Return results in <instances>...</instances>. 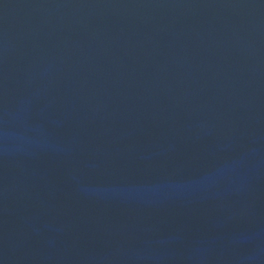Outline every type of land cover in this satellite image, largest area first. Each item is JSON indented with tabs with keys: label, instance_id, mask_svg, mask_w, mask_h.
Masks as SVG:
<instances>
[{
	"label": "water",
	"instance_id": "95a60500",
	"mask_svg": "<svg viewBox=\"0 0 264 264\" xmlns=\"http://www.w3.org/2000/svg\"><path fill=\"white\" fill-rule=\"evenodd\" d=\"M0 264H264V0H0Z\"/></svg>",
	"mask_w": 264,
	"mask_h": 264
}]
</instances>
